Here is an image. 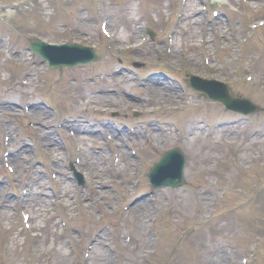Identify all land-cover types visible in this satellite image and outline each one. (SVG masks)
Listing matches in <instances>:
<instances>
[{"label":"rangeland","instance_id":"rangeland-1","mask_svg":"<svg viewBox=\"0 0 264 264\" xmlns=\"http://www.w3.org/2000/svg\"><path fill=\"white\" fill-rule=\"evenodd\" d=\"M121 1L110 0L99 7L97 0H0V101L6 99L11 105L0 113V198L8 201L5 209L0 208V264H264V28L245 41L247 33L243 36L236 29L233 33L234 23L227 19L234 20L236 15L248 28L251 18H264V10L252 13L246 6L255 9L264 0H219L225 11L219 20L209 13L212 21L202 29L200 18L183 23L190 30L179 37L181 30L176 28L174 52L168 62L166 56L150 59L148 55L157 49L149 41L138 48H125V44L141 38V22L137 21L148 19L146 22L163 27V13L156 22L148 11L153 4L160 11L165 0H141V6L138 0L128 4ZM178 2L170 0V6ZM202 3H186L190 20ZM103 18L108 20L109 29L116 31L114 38L100 32ZM11 19L19 31L10 27ZM33 37L89 44L101 60L85 69L62 71L58 78L56 69L43 72L46 64L40 57L31 59L27 47ZM200 38L204 39L202 45L198 44ZM11 55L20 62L13 61ZM203 55H208V64ZM181 64L187 69L179 70L183 75L175 71ZM27 70L33 86L20 84ZM191 72L228 83L233 94L253 101L258 113L247 118L202 97L192 87L185 90L189 86L186 75ZM43 79L46 85H40ZM154 80L163 82L162 88L154 89ZM111 87L135 95V99L126 96L127 102H132L129 109L120 104V111L128 112V118L133 110H139L147 113L149 126L158 122L157 127L146 125L147 130L137 134L135 140L123 135L130 147L122 144V152L128 157L122 158L120 153L119 165L114 154L105 149L110 145L102 142L109 139L111 148L121 146V136L105 126L112 108H107L108 113L97 112L103 111L111 99V94L98 91ZM69 92L73 94L69 96ZM147 97L169 105L156 116L147 111L149 106H142ZM54 102L63 108L70 102L75 107L72 117L80 118L78 112L85 113L84 120L91 123L87 132H77L74 138L59 129V119L47 107ZM25 106L31 114L22 109ZM40 106L47 113L33 111L38 107L41 110ZM91 108L96 113L89 112ZM152 117L158 119H146ZM136 123L135 119L116 120L120 129ZM59 132L63 133L62 140ZM182 134L184 140L179 138ZM151 136L159 143L156 149L150 140L139 148L144 138ZM60 144L64 145L61 149ZM67 144L72 151L78 145L90 152L89 157L78 156L79 164L73 161L87 171L85 189L75 186V190L66 175L70 163L64 166L65 156L61 157L59 151L68 149ZM177 146L188 158L181 186L160 188L154 193L147 183L133 187L136 178L132 173L142 176V162H153L163 151ZM160 147L162 152L157 149ZM21 148L24 151L13 159ZM4 203L0 200L1 205ZM23 212L31 216L30 229L24 228ZM63 221L68 224L64 226ZM139 223L148 234L143 253L139 231L133 229ZM128 235L132 243L125 244Z\"/></svg>","mask_w":264,"mask_h":264},{"label":"bare ground","instance_id":"bare-ground-1","mask_svg":"<svg viewBox=\"0 0 264 264\" xmlns=\"http://www.w3.org/2000/svg\"><path fill=\"white\" fill-rule=\"evenodd\" d=\"M139 16H141V15H139ZM143 32V28L141 27V32H140V34ZM139 41L137 40V41H135V42H131V44H132V47H136V44L138 43ZM126 45V44H125ZM41 46H43V47H45V46H49V45H46L45 43H41ZM137 51H139V49H137ZM51 52H54V50L53 51H51ZM10 57H12L14 60L15 59H18V57L17 56H15V55H13V56H10ZM19 61V60H18ZM30 81H32L31 79H29V82L28 83H30ZM152 82V81H151ZM163 83V82H162ZM162 83L161 82H159V81H156V80H154V83L152 82V85L154 86V88H156L157 90L158 89H160V88H162ZM105 93V92H104ZM131 103V102H130ZM11 105H9L7 102H3V101H1L0 102V113H2L4 110H8L9 109V107H10ZM41 107V110L39 109V107L38 108H36V110H33V111H39L40 113H47L46 111L47 110H45V108L44 107H42V106H40ZM37 113V112H36ZM57 144V143H56ZM118 151H123L122 149L120 150V149H117ZM24 151V149L23 148H21L19 151H18V153L17 154H13V159H15L16 158V156H19V154L21 153V152H23ZM126 154V153H125ZM122 157L123 158H127L128 157V155H125V156H123V154H122ZM131 188V187H130ZM3 197V196H2ZM2 197L0 198V200H1V202H7V199H2ZM139 209H140V207H139ZM137 213H136V215H138V214H140L138 211H136ZM142 212V211H141ZM139 216H142V218H143V214H140ZM138 218H140V217H138ZM139 227H141L142 228V225H141V223H139ZM141 228H137V230L139 231V230H143V229H141ZM143 235V236H142ZM142 235L139 237L140 238V241H139V245L142 247V248H140L141 249V252L143 253L144 252V247L143 246H145L146 247V242H147V238H148V234L147 233H143L142 232ZM132 242V241H131ZM130 242V243H131ZM150 243V242H149ZM149 243H148V245H149ZM219 262H217V261H213L212 262V264H218ZM105 264V263H104Z\"/></svg>","mask_w":264,"mask_h":264},{"label":"water","instance_id":"water-1","mask_svg":"<svg viewBox=\"0 0 264 264\" xmlns=\"http://www.w3.org/2000/svg\"><path fill=\"white\" fill-rule=\"evenodd\" d=\"M238 102H239L238 99H233V102L232 103L234 104V103H238ZM181 181H182V178H177V180L175 182L179 183Z\"/></svg>","mask_w":264,"mask_h":264}]
</instances>
